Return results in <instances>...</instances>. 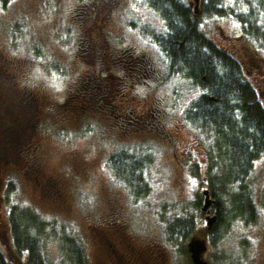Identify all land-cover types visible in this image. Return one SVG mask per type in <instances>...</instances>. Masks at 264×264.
I'll use <instances>...</instances> for the list:
<instances>
[{
	"label": "rangeland",
	"instance_id": "rangeland-1",
	"mask_svg": "<svg viewBox=\"0 0 264 264\" xmlns=\"http://www.w3.org/2000/svg\"><path fill=\"white\" fill-rule=\"evenodd\" d=\"M150 3L13 0L0 8V255L8 264H39L16 252L13 214L54 229L40 238L46 264L64 262L72 236L86 264H117L114 249L135 264H193V240L205 245L207 264H264V155L248 187L217 180L224 163L211 162L213 137L185 116L202 90L171 74L154 40L166 26ZM224 7L230 16L200 17V27L238 56L264 105V0ZM127 156L145 163L137 182L111 169L114 160L132 168ZM209 181L219 185L220 226L207 214L209 197L199 199ZM241 188L251 190V223L234 213Z\"/></svg>",
	"mask_w": 264,
	"mask_h": 264
},
{
	"label": "trees",
	"instance_id": "trees-1",
	"mask_svg": "<svg viewBox=\"0 0 264 264\" xmlns=\"http://www.w3.org/2000/svg\"><path fill=\"white\" fill-rule=\"evenodd\" d=\"M12 1L0 0V8L6 9ZM150 1L166 26L165 32L156 35L154 40L165 56L171 74L186 78L194 87L202 90L201 96L188 107L185 116L192 127L213 137L211 162L215 161V167L218 160L224 163L223 175H218L217 180L220 176L223 181L225 179V185L234 183L248 187L254 164L264 155V105L238 56L212 42L202 31L199 22L200 17L230 16L224 7L225 0H200L198 13L181 0ZM237 19L246 25L245 17L238 15ZM127 158L131 159L129 156ZM135 162H131V168L127 160H114L111 169L116 177H124L123 172L129 181L137 182L141 179L135 180L134 173L141 175L145 163L139 159ZM214 182L205 184L207 190L199 195V199L204 201L206 196L209 197L207 214L212 209L215 226H220L225 222L218 201L219 185ZM241 192V198L233 205L234 213L238 220L251 223L256 220L257 214L255 207L251 206V190L241 188ZM9 223L16 252L27 254L30 259L36 258L39 264H46L41 258V244L48 231L52 234L54 229L51 231L48 224L42 225L36 222L34 216L26 214L18 217L13 214L9 217ZM209 227L210 235L213 229ZM177 228H189V234L193 230L184 223ZM211 236H214V232ZM72 238L66 245L63 263L86 264L79 240ZM0 264H8L1 255Z\"/></svg>",
	"mask_w": 264,
	"mask_h": 264
},
{
	"label": "water",
	"instance_id": "water-1",
	"mask_svg": "<svg viewBox=\"0 0 264 264\" xmlns=\"http://www.w3.org/2000/svg\"><path fill=\"white\" fill-rule=\"evenodd\" d=\"M194 1L196 3L195 8L197 9L200 4V0H194ZM196 13H198V10H196ZM189 248H190L193 264H207L202 259V255L206 251V247L201 240H193L190 243Z\"/></svg>",
	"mask_w": 264,
	"mask_h": 264
},
{
	"label": "flooded vegetation",
	"instance_id": "flooded-vegetation-1",
	"mask_svg": "<svg viewBox=\"0 0 264 264\" xmlns=\"http://www.w3.org/2000/svg\"><path fill=\"white\" fill-rule=\"evenodd\" d=\"M113 256L115 257L117 264H135L137 262L135 257L127 256L124 252L117 249L113 250ZM110 264L115 263L110 260Z\"/></svg>",
	"mask_w": 264,
	"mask_h": 264
},
{
	"label": "bare ground",
	"instance_id": "bare-ground-1",
	"mask_svg": "<svg viewBox=\"0 0 264 264\" xmlns=\"http://www.w3.org/2000/svg\"><path fill=\"white\" fill-rule=\"evenodd\" d=\"M227 189V188H226Z\"/></svg>",
	"mask_w": 264,
	"mask_h": 264
}]
</instances>
